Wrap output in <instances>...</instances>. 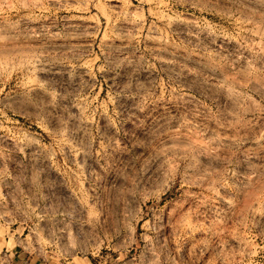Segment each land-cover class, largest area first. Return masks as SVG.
Here are the masks:
<instances>
[{"label": "rangeland", "instance_id": "1", "mask_svg": "<svg viewBox=\"0 0 264 264\" xmlns=\"http://www.w3.org/2000/svg\"><path fill=\"white\" fill-rule=\"evenodd\" d=\"M0 243L264 264V0H0Z\"/></svg>", "mask_w": 264, "mask_h": 264}, {"label": "built area", "instance_id": "2", "mask_svg": "<svg viewBox=\"0 0 264 264\" xmlns=\"http://www.w3.org/2000/svg\"><path fill=\"white\" fill-rule=\"evenodd\" d=\"M0 264H17L14 262V257L11 256V253L8 250H4L0 253ZM18 264H35L31 261L23 260Z\"/></svg>", "mask_w": 264, "mask_h": 264}, {"label": "crops", "instance_id": "3", "mask_svg": "<svg viewBox=\"0 0 264 264\" xmlns=\"http://www.w3.org/2000/svg\"><path fill=\"white\" fill-rule=\"evenodd\" d=\"M8 250V248L6 247V246H4V245H2L1 243H0V253L1 252H3L4 250ZM9 251V250H8ZM10 253H11V256H12V252L11 251H9ZM13 257V256H12Z\"/></svg>", "mask_w": 264, "mask_h": 264}]
</instances>
